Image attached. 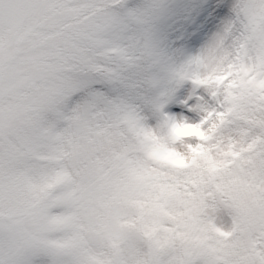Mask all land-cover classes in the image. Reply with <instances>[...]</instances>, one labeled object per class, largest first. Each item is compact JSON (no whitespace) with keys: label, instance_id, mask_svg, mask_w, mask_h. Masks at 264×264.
<instances>
[{"label":"snow or ice","instance_id":"6c2138e0","mask_svg":"<svg viewBox=\"0 0 264 264\" xmlns=\"http://www.w3.org/2000/svg\"><path fill=\"white\" fill-rule=\"evenodd\" d=\"M9 9L33 45L75 56L64 115L87 119L54 150L8 99ZM237 176L264 189V0H0V264H98L101 202L135 229L143 264H264V191L242 203ZM21 177L34 196L13 207Z\"/></svg>","mask_w":264,"mask_h":264},{"label":"rangeland","instance_id":"374dc122","mask_svg":"<svg viewBox=\"0 0 264 264\" xmlns=\"http://www.w3.org/2000/svg\"><path fill=\"white\" fill-rule=\"evenodd\" d=\"M8 15L10 30L5 42V83L10 90L8 99L23 109L31 110L36 117L33 123L23 126L24 132L33 137L42 148L54 150L53 144L56 140L71 138L78 131V125L87 119V113L81 106L70 111L67 116L64 115L67 106L66 91L78 71L75 56L63 44L52 49L33 45L29 39V22L17 18L11 9L8 10ZM176 134L203 137L200 129L193 127L178 128ZM164 158L177 167L187 165L185 160L171 153ZM230 183L232 191L242 203L252 202L259 192L264 191L254 190L248 179L241 176H237ZM64 184L62 179L54 180L46 186L42 195L47 199H56ZM33 196L29 183L21 177L10 203L13 207H20ZM117 208L115 202H101L94 210L98 217V226L92 245L98 264H143L145 249L142 242L135 238V229L113 222ZM65 226L51 225V234Z\"/></svg>","mask_w":264,"mask_h":264}]
</instances>
